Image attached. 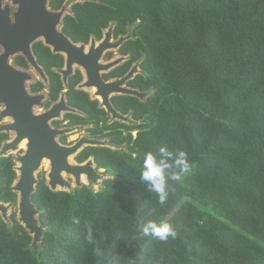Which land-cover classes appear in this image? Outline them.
Listing matches in <instances>:
<instances>
[{
    "label": "trees",
    "instance_id": "trees-1",
    "mask_svg": "<svg viewBox=\"0 0 264 264\" xmlns=\"http://www.w3.org/2000/svg\"><path fill=\"white\" fill-rule=\"evenodd\" d=\"M65 1L49 6L57 11ZM70 11L62 31L75 44L101 40L109 26L114 39L129 34L119 49L128 61L104 79L123 77L137 62L141 73L128 86L149 95L113 97L134 123L107 124L97 101L75 89L79 71L68 79V104L82 114L66 115L68 126L89 125V137L116 147H87L75 161L92 158L110 178L97 192L52 191L39 178L31 201L41 238L33 245L15 214L9 223L0 215V264H96L86 223L108 245L123 234L115 250L121 264H264V0H83ZM33 50L49 77L48 106L64 89L52 70L64 61L40 44ZM15 62L27 66L22 57ZM162 146L187 152L195 166L183 183L170 181L176 194L163 206L140 182L144 154ZM15 179L12 159L0 158L1 203L15 206ZM142 205L155 210L152 219L172 223L178 238L136 239Z\"/></svg>",
    "mask_w": 264,
    "mask_h": 264
},
{
    "label": "water",
    "instance_id": "water-1",
    "mask_svg": "<svg viewBox=\"0 0 264 264\" xmlns=\"http://www.w3.org/2000/svg\"><path fill=\"white\" fill-rule=\"evenodd\" d=\"M19 8L10 17L8 6L2 8L0 0V103L6 110L0 119L9 116L14 124L9 126L17 133V137L10 144L5 145L2 152L8 149H16L18 143L27 139V152L20 159L19 180L15 185L19 201V222L33 238V245L37 243L42 235L43 229L38 224L37 209L31 201L37 185L36 172L42 159L47 158L51 163L48 186L52 191H58L57 186L66 187L62 172L72 175L75 184L81 185V176L86 175L88 180H94L98 171L94 168L92 158L83 163H68V158L76 157L85 147L100 146L98 140L81 139L76 144L65 147L58 144L55 138L65 134L64 130H55L49 126V121L60 115V111H69L62 99L59 104L43 115H34L32 107L39 104L40 97H31L27 94L24 81L28 75L19 72L9 64V57L18 53L25 55L28 62L38 71L31 53V44L42 37L47 44L54 48V53H65L67 57L66 71H62L64 82L73 73V65H78L84 70L88 79L85 87H95L96 96L100 97L102 105L105 106L114 118L120 115L112 106L110 97L125 95L140 98L143 93L138 90L127 89L124 84L132 79L138 72L133 68L127 75L119 80L105 81L102 73L110 71L117 66V62L106 65L99 63L102 53L106 49L118 48L128 40V36L120 37L115 43H110L111 35L108 33L100 46L95 49V41H92L89 53L84 54V47L73 44L64 34L57 30L62 14L48 10L49 0H12ZM7 206L0 202V213L5 214Z\"/></svg>",
    "mask_w": 264,
    "mask_h": 264
},
{
    "label": "clouds",
    "instance_id": "clouds-1",
    "mask_svg": "<svg viewBox=\"0 0 264 264\" xmlns=\"http://www.w3.org/2000/svg\"><path fill=\"white\" fill-rule=\"evenodd\" d=\"M194 165L190 163L188 153L183 150L170 151L167 146H162L158 150L148 151L144 154L142 169L140 173V182L146 186L148 193H155L158 197L159 205H165L170 195L176 194V188L170 185L181 184L186 177L194 172ZM115 180V176L113 177ZM138 212H144L136 226V239L141 241L158 240L161 243H167L170 239L178 238V232L174 225L166 220L157 222L152 219L155 210H147L146 205H142ZM80 217H73L72 223L79 227L81 225ZM124 236L117 233L114 242L107 244V236L100 235L97 238V229L92 223L85 224V242L93 246V252L96 257V264H121L122 257L115 254L117 242L123 241ZM188 251L191 253L192 246L187 240ZM147 251L146 247H140V252ZM143 256L139 257V261Z\"/></svg>",
    "mask_w": 264,
    "mask_h": 264
},
{
    "label": "flooded vegetation",
    "instance_id": "flooded-vegetation-1",
    "mask_svg": "<svg viewBox=\"0 0 264 264\" xmlns=\"http://www.w3.org/2000/svg\"><path fill=\"white\" fill-rule=\"evenodd\" d=\"M50 1L51 0H49V2H48V10L49 11H51V12H54V13H61L62 14V9H63V7H64V5H65V3H66V1H68V0H66L65 2H64V4H63V6L59 9V10H57V11H55V10H52L51 8H50V6H49V4H50ZM83 0H81L80 2H82ZM11 2H12V0H11ZM13 3V2H12ZM77 3V2H76ZM14 4V3H13ZM15 5V4H14ZM6 6H8V5H5V6H3V0H2V8H4V7H6ZM17 6V10H18V8H19V6L18 5H16ZM9 7V6H8ZM16 10V11H17ZM71 12V11H70ZM70 12H69V14H70ZM16 13V12H15ZM14 13V14H15ZM68 15V14H67ZM66 16V15H65ZM65 16H63V14H62V17H61V20H60V23H59V25H58V27H57V30L60 32V33H62V34H64L63 33V31H62V27H63V20H64V17ZM12 19H13V17H12ZM111 28V26H109L107 29H105L104 31H103V36H102V39L101 40H95L94 38H91L90 40H89V42L88 43H79V44H75V43H73L65 34V36L73 43V44H75L76 46H78V47H81V46H83L84 47V54H88L89 53V50L91 49V44H92V41H95V49L96 48H98L99 46H100V43H102V41H104L105 40V38H106V35L109 33L110 35H111V39H110V43H115L120 37H125V36H120L118 39H114V37H113V27H112V29H110ZM127 36V35H126ZM130 38V37H129ZM128 38V39H129ZM127 41V40H126ZM124 43V42H123ZM122 43V44H123ZM37 44H40L41 45V47L42 48H45V49H47V50H49V52L53 55V56H56V55H60L62 58H63V66H62V68H52V70L55 72V73H57L59 76H60V80H61V82H62V85H63V90L60 92V94H59V96H58V99L56 100V101H51L50 102V104L47 106L46 105V103H47V101H48V99H49V85H50V82H49V77H48V75H47V73L44 71V69H43V67L38 63V57H37V55L34 53V47L37 45ZM121 47V46H120ZM120 47H118L117 49H118V56L122 59V57H126L127 59L124 61V63L125 62H127L128 61V59H129V56H123V55H121L120 54V52H119V49H120ZM111 49L112 48H110V49H106L103 53H102V56H101V58H100V60H99V63L100 64H102V65H106V64H109V63H112V62H117V66H115L114 68H112L110 71H108V72H106V73H102V78L104 79V75H107V74H109L112 70H114L115 68H117V67H119V66H121V65H123L124 63H122L121 65H120V62H121V59L119 58V59H117V60H114V53H111ZM107 52V53H106ZM2 53H3V51H2ZM1 53V54H2ZM31 53H32V58L34 59V62H35V64L38 66V68H39V71L34 67V66H32L29 62H28V60H27V58L25 57V55H23V54H20V53H18V54H16L15 55V58L13 59V63H14V65L15 66H13V65H11L10 64V60H9V64L11 65V67H13L14 69H16V70H18L19 72H22V73H24V74H26V75H28L25 71H27V69L29 68V66L30 67H32L33 69H35V71L38 73V75L41 77V79H42V81H38V82H36V83H33V84H31L30 86H29V90H27V88H26V82L27 81H30L31 80V76L30 75H28V79L27 80H25L24 81V85H25V88H26V92H27V94L29 95V96H31V97H40V102H39V104H37V105H34L33 107H32V112H33V114L34 115H43L44 113H46V112H48V111H50L51 109H52V107L53 106H55V105H57V104H59L60 103V101L63 99L64 101H65V104H66V106L67 107H69L70 108V110L69 111H65V110H62V111H60V115L58 116V117H56V118H53V119H51L50 121H49V126L52 128V129H55V130H64V131H67L68 129H66V128H71V127H83V126H68V123H69V121L68 120H66L65 119V116L66 115H69V114H73V115H79V116H82V114L78 111V110H76L75 108H73V107H71V106H69V104H68V101H67V98H66V93H67V91H68V79L71 77V76H73L75 73H76V71H78V70H80L79 71V73L81 74V76H82V81H81V83H79L76 87H75V89L76 90H79V91H83V92H85V93H87L88 95H89V97H90V99L91 100H93V101H97V100H99L100 101V103H99V101H97V103H98V108L99 109H103L104 111H105V113L107 114V116H108V122H109V116L111 115V117H113L112 116V114L108 111V109L105 107V106H103L102 105V101H101V99L99 98V97H97L96 96V93H95V95L93 96V95H91L90 93H88V92H86V91H84L83 89L84 88H86V89H91V87H85V84L86 83H88L89 81H88V79H87V77H86V75H85V73H84V70L81 68V67H79L78 65H73V73H72V75H70L68 78H67V81L66 82H64V80H63V74H62V71H66V61H67V57H66V54L65 53H63V52H61V53H54V48L51 46V45H49V44H47L46 43V41L42 38V37H39V38H37L32 44H31ZM106 53V54H105ZM0 54V55H1ZM111 54H112V56H111ZM17 57H22L23 59H24V61H25V63H26V67H21V66H18L17 64H16V62H15V59L17 58ZM137 64V62L136 63H134L133 65H132V67L130 68V70L125 74V75H127L133 68L135 69V68H137L135 65ZM74 66H77L79 69H77V70H75L74 71ZM124 75V76H125ZM135 75V77L137 76V74H134ZM123 76V77H124ZM123 77H121V78H123ZM135 77H132V79H134ZM121 78H111V79H108V80H105V81H111V80H119V79H121ZM132 79H130V80H132ZM45 80V81H44ZM129 80V81H130ZM129 81H127L125 84H124V87L125 88H127V89H133V88H130L129 86H128V82ZM41 84L42 86H43V88L39 91V92H36V93H34L33 91H32V87H34V86H36L37 84ZM92 88H95V87H92ZM96 89V88H95ZM133 90H136V89H133ZM91 95V96H90ZM44 96H46V101L44 102V106H43V108L44 109H41L39 112H34V107L35 106H40L41 105V102L44 100ZM115 96H125V95H115ZM115 96H111L110 97V102H111V104H112V101H111V99L113 98V97H115ZM93 97H96L95 99H93ZM0 104H2L3 105V109H2V111L0 112V116H1V114L6 110V107H5V105L3 104V103H0ZM102 107H101V106ZM112 106H113V104H112ZM113 108H114V106H113ZM115 109V108H114ZM116 110V109H115ZM117 111V110H116ZM118 112V111H117ZM120 115H122L120 112H118ZM62 114H64V116H63V122H66V124L64 125L65 127H61L62 126V124H63V122L62 121H56V120H58V118L62 115ZM9 118V119H11L10 120V123H8V124H5V125H2L1 126V129H2V133H0V136H6V139L5 140H3L2 142H1V144H0V148H2V150H3V148L5 147V145H8V144H10L12 141H14L15 140V138L17 137V133L15 132V131H13L12 129H9L8 127L9 126H11V125H13L14 124V121L12 120V118L11 117H9V116H5V117H3L2 119H0V122H2L3 121V119H5V118ZM114 118V117H113ZM50 122H52L54 125V127H56V128H53L51 125H50ZM108 122H107V124H108ZM114 123V122H113ZM109 124H112V123H109ZM84 127H87L86 128V130L89 128V127H91V126H84ZM4 132H13L15 135H14V137H13V139H11V140H9V137H8V135L7 134H5ZM68 132V131H67ZM67 132H65V134L67 133ZM64 134H62V135H59V136H57L58 138H59V142H57L58 144H60L61 146H65V147H70V146H72V144H67L66 143V137L65 136H63ZM56 137V138H57ZM56 138H55V140H56ZM83 139H86V138H83ZM87 139H92V140H99V139H94V138H91V137H89L88 136V138ZM6 142V143H5ZM79 142V141H78ZM5 143V144H4ZM4 144V145H3ZM27 144H28V141H27V139L25 138V139H23L20 143H18V145H17V147H16V149L18 148V146L20 145V151L23 153L22 154V156L19 158V161H20V159L22 158V157H24L25 156V154H26V152H27ZM2 146V147H1ZM85 148H87V147H85ZM84 148V149H85ZM83 149V150H84ZM9 150H12V149H8L7 151H9ZM15 150V149H14ZM82 150V151H83ZM0 158H11L12 159V157H0ZM44 159H47V158H43L42 159V162L41 163H43L44 165H46V167H49L50 166V170H51V163H49V161H47V160H44ZM89 159V158H88ZM49 160V159H48ZM74 160H75V158H74ZM12 162H13V159H12ZM76 162V161H75ZM68 163H70L71 165H73V163H72V157H70V158H68ZM77 163V162H76ZM13 169H14V171H15V173L17 172V170L15 169V166H14V162H13ZM18 169H19V167H18ZM96 171H98V170H96ZM18 173H19V170H18ZM62 175H64V174H62ZM39 178H41V177H39ZM85 180H86V178H85V175H82L81 176V182H85ZM38 181H39V179L37 180V184H38ZM46 183V182H45ZM47 185V184H46ZM37 186V185H36ZM48 186V185H47ZM49 187V186H48ZM15 188H13V190H14ZM35 190H36V187H35ZM14 192V191H13ZM16 193V195H17V192H15ZM17 200H18V198H17ZM17 203V202H16ZM4 204V203H3ZM4 205H9V206H13V205H10V204H4Z\"/></svg>",
    "mask_w": 264,
    "mask_h": 264
},
{
    "label": "rangeland",
    "instance_id": "rangeland-1",
    "mask_svg": "<svg viewBox=\"0 0 264 264\" xmlns=\"http://www.w3.org/2000/svg\"><path fill=\"white\" fill-rule=\"evenodd\" d=\"M81 0H68V1H66V3H65V5H64V7H63V9L61 10L62 11V14H63V16H65V15H67V14H69V12H70V8H71V6L74 4V3H76V2H80ZM5 5H8L9 6V9H10V17H11V19H12V17H13V15H14V13L16 12V10H17V6L16 5H14L12 2H11V0H3V6H5ZM112 27L113 26H111V28L110 29H112ZM128 37H130L129 36V34L127 35ZM2 51H3V49L2 48H0V54L2 53ZM107 53V52H106ZM105 53V54H106ZM111 53H114V60H117V59H119L120 57L118 56V49L117 48H112L111 49ZM111 56H112V54H111ZM15 58V55H12V56H10L9 57V60H10V64L11 65H13V66H15L14 65V63H13V59ZM121 59V58H120ZM127 58L126 57H122V59H121V62H120V65L122 64V63H124V61L126 60ZM136 67H137V70H138V72H136L137 73V75L138 74H140L141 73V70H140V68H139V65H138V63L135 65ZM77 69H79L77 66H74V71L75 70H77ZM78 71H80V70H78ZM28 75H30L31 76V80L30 81H27L26 82V88H27V90H29V86L31 85V84H33V83H36V82H38V81H42V79H41V77L38 75V73L35 71V69H33L32 67H30L29 66V68L27 69V71H25ZM133 77H135V75H133ZM45 81V80H44ZM84 91H86V92H88V93H92L93 91H94V93H93V96L95 95V93H96V89L95 88H91V89H86V88H84L83 89ZM149 94L148 93H143L142 94V96L139 98V100L140 101H145L146 99H147V96H148ZM91 96V95H90ZM96 97H93V99H95ZM100 98V97H99ZM46 101V96H44V100L41 102V105L38 107V106H35L34 107V112L36 113V112H39L41 109H44L43 108V104H44V102ZM97 101H99V100H97ZM99 103H100V101H99ZM101 106V105H100ZM102 107V106H101ZM41 108V109H40ZM2 109H3V105L2 104H0V112L2 111ZM63 116H64V114H62L59 118H58V120H56V121H62L63 122ZM109 122H108V124L109 123H113V122H118V123H122V124H126V125H131V124H133L134 122L131 120V118L129 117V116H121L120 118H113V117H111V115L109 116ZM10 120L11 119H9V118H5V119H3V121L2 122H0V133H2V129H1V126L2 125H5V124H8V123H10ZM66 124V122H63V124H62V126L61 127H65L64 125ZM50 125L53 127V128H56V127H54L53 125V123L52 122H50ZM86 128L87 127H71V128H66V129H68L67 131V133L66 134H64L63 136H65L66 137V143L67 144H72V145H74V144H76L78 141H80L81 139H83V138H88V134H87V132H86ZM5 134H7L8 135V137H9V140H11V139H13V137H14V133L13 132H4ZM132 136L133 137H135L136 136V132H133L132 133ZM56 141L57 142H59V138L57 137L56 138ZM98 144L100 145V146H107V147H109V148H112V149H116V147H113V146H110L109 145V143H108V140H98ZM6 143V142H5ZM4 143V144H5ZM3 144V145H4ZM2 147V146H1ZM20 145L18 146V148L17 149H15V150H9V151H6V152H2V148H0V157H12V159H13V162H14V166H15V169L17 170V172H16V179H15V181L13 182V184H12V188H14L15 187V185L17 184V182H18V180H19V173H18V167H20V161H19V158L22 156V152L20 151ZM119 149V148H118ZM122 149H124V148H122ZM44 160H47V161H49L48 159H44ZM49 163H50V161H49ZM72 163L73 164H75L76 162H75V160H74V157H72ZM96 166L94 165V168H95ZM96 169V168H95ZM36 175V179L38 180L39 179V177H41V178H43L44 180H45V182H46V184L48 185V182H49V174H50V166L49 167H46V165H44L43 163H41V165H40V167H39V169L37 170V172L35 173ZM62 174H64V175H62V177H63V179H64V181L66 182V187H61V186H57V188H58V191H66V192H70V191H72V190H74V189H76V188H80V187H82V186H87V187H89L90 189H92L94 192H97V191H99V190H101L102 188H103V181L104 180H106V179H108V178H110V176L108 175V174H106L105 172H104V170H99L98 171V174H97V177L94 179V180H88L87 179V177H86V175H85V178H86V180H85V182H81V185L78 187L76 184H75V179H74V177L72 176V175H69V174H67V173H65V172H62ZM14 192H16L15 190H13ZM17 198H18V193H17ZM7 206V211H6V213L5 214H2V213H0V215H1V217H2V219L4 220V221H6V222H8L9 223V221H10V218H11V215L12 214H15V219L19 222V201L17 200V203L15 204V206H9V205H6ZM36 219H38V216H36ZM20 223V222H19ZM38 243V242H37ZM37 243H35V244H37Z\"/></svg>",
    "mask_w": 264,
    "mask_h": 264
},
{
    "label": "crops",
    "instance_id": "crops-1",
    "mask_svg": "<svg viewBox=\"0 0 264 264\" xmlns=\"http://www.w3.org/2000/svg\"><path fill=\"white\" fill-rule=\"evenodd\" d=\"M94 91L92 93H90L91 95H93Z\"/></svg>",
    "mask_w": 264,
    "mask_h": 264
},
{
    "label": "bare ground",
    "instance_id": "bare-ground-1",
    "mask_svg": "<svg viewBox=\"0 0 264 264\" xmlns=\"http://www.w3.org/2000/svg\"><path fill=\"white\" fill-rule=\"evenodd\" d=\"M70 164V163H69Z\"/></svg>",
    "mask_w": 264,
    "mask_h": 264
}]
</instances>
